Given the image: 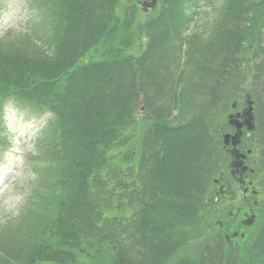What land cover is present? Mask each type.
Listing matches in <instances>:
<instances>
[{
  "label": "trees",
  "instance_id": "obj_1",
  "mask_svg": "<svg viewBox=\"0 0 264 264\" xmlns=\"http://www.w3.org/2000/svg\"><path fill=\"white\" fill-rule=\"evenodd\" d=\"M191 1L160 0L147 21L135 0H29L26 31L0 38V149L9 146L6 99L55 113L36 135L33 182L0 235V264H264V133L257 146L260 225L230 248L231 257L213 224V178L225 154L214 148L215 162L204 151L203 116L172 126L156 109V117L138 122L140 93L156 74L145 63L169 48L187 72L188 99L180 102L187 115L194 91L204 89L213 104L224 85L237 99L245 80L264 79V0H223L207 37L183 34ZM153 128L163 139L142 133ZM125 206L135 210L131 218L112 214ZM212 240L219 260L209 252Z\"/></svg>",
  "mask_w": 264,
  "mask_h": 264
},
{
  "label": "rangeland",
  "instance_id": "obj_2",
  "mask_svg": "<svg viewBox=\"0 0 264 264\" xmlns=\"http://www.w3.org/2000/svg\"><path fill=\"white\" fill-rule=\"evenodd\" d=\"M198 7L195 8L196 14L194 15V21L190 24L189 32L194 33L202 32L205 37L211 32V24L214 17L218 16L217 10L223 3V0H199ZM30 7L29 0H0V38L8 31L14 32H25L27 28L28 19L30 18ZM144 33V32H143ZM145 41H142L144 45L148 46L151 42L150 35L145 36ZM179 55L176 50L169 48L166 54L160 56L155 55L147 63H145V72H153L154 82L161 83L159 91L163 93L167 89L174 86V80L176 79V73L179 71ZM258 59L264 60V57L260 54ZM261 66V65H260ZM150 73H148L149 75ZM159 80V81H158ZM250 81V83H249ZM251 81H258L255 79L248 78V83L246 80L237 89V101L242 99L243 91L248 89L249 93L253 90L260 91L263 83L260 81L256 85ZM179 88V87H178ZM150 97L153 96L152 90H148ZM219 99L213 101V104L209 105L208 113L209 118L217 126L222 125L223 117L230 112L231 103L235 100L233 98V91L227 92L226 85L219 89ZM228 94V95H227ZM139 109L138 117L139 120L143 117L146 118L148 113L145 111V97L146 94L143 93L139 96ZM171 97L166 95H159L155 97V100L151 98L150 106L155 109L161 108L164 102L170 100ZM260 103L256 106V114L258 116V123L260 126L264 127V94H260L256 98ZM222 100V101H220ZM155 101V102H154ZM144 105V106H143ZM143 106V108H141ZM168 106V105H167ZM144 109V110H142ZM196 109L194 110V115L197 117L199 111L202 110V105L197 101ZM176 110H173L175 112ZM151 115V113H150ZM5 116L8 126V139L11 144L10 149L6 152L5 156L0 159V235H6L8 231V225L13 221L14 216L18 214L20 208L24 204V197L28 193L33 182V175L29 169L28 161L26 158L33 153V142L36 133L39 131V127L47 115L45 113H37L34 108L29 105L21 103L18 99L12 98L5 105ZM152 116H156V112ZM171 121L174 120V116H171ZM263 129V128H262ZM205 138L208 142H205L204 151H210V160L217 162V154L213 151L214 144L218 142V133L212 139H207V134L205 133ZM221 141V139H220ZM219 160H222L218 164V173H221L229 165V158L221 154ZM228 160V162H227ZM208 167V166H207ZM216 177V176H215ZM221 206L223 209L231 208L233 201L222 200ZM206 236V235H205ZM248 234L244 238L243 242L247 239ZM238 243L241 240L237 241ZM127 251H123V255L127 256Z\"/></svg>",
  "mask_w": 264,
  "mask_h": 264
},
{
  "label": "water",
  "instance_id": "obj_3",
  "mask_svg": "<svg viewBox=\"0 0 264 264\" xmlns=\"http://www.w3.org/2000/svg\"><path fill=\"white\" fill-rule=\"evenodd\" d=\"M155 0H152L151 6H153ZM249 107L244 112V116H246L245 123L249 129H253L254 124L252 122V106L251 102L248 101ZM229 123L236 125V132L233 136L225 135L224 136V143L228 144L231 139V144L233 148L230 150V154L232 157L236 159V161L233 163V166H239L241 164V161L239 160L240 157H244L241 153H239L238 149L236 148L237 143L240 141V136L242 135V123H237L236 121H233L232 119H229Z\"/></svg>",
  "mask_w": 264,
  "mask_h": 264
},
{
  "label": "flooded vegetation",
  "instance_id": "obj_4",
  "mask_svg": "<svg viewBox=\"0 0 264 264\" xmlns=\"http://www.w3.org/2000/svg\"><path fill=\"white\" fill-rule=\"evenodd\" d=\"M243 106H241L240 108H239V110H236L235 112H238V111H242L243 110ZM239 173H240V170H239V172H237L235 175V177H237L238 175H239ZM250 212V211H249ZM243 214V216L242 217H238V219L236 220H234V223H232V224H230V226L229 227H231L230 229L231 230H233L232 229V227H234V228H238V229H242V227L244 226V224H243V220L244 219H246V217L248 216V214L247 213H242ZM245 227V226H244Z\"/></svg>",
  "mask_w": 264,
  "mask_h": 264
}]
</instances>
